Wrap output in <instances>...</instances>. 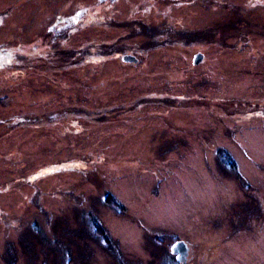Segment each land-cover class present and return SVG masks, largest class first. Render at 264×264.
<instances>
[{
    "label": "rangeland",
    "instance_id": "rangeland-1",
    "mask_svg": "<svg viewBox=\"0 0 264 264\" xmlns=\"http://www.w3.org/2000/svg\"><path fill=\"white\" fill-rule=\"evenodd\" d=\"M2 46L0 264H264V0H0Z\"/></svg>",
    "mask_w": 264,
    "mask_h": 264
},
{
    "label": "trees",
    "instance_id": "trees-1",
    "mask_svg": "<svg viewBox=\"0 0 264 264\" xmlns=\"http://www.w3.org/2000/svg\"><path fill=\"white\" fill-rule=\"evenodd\" d=\"M72 23H71V26H73V21H71ZM68 27H70V23H69V26ZM49 29H48V34H49V38H47L48 39V41L46 42L47 43V45L50 47V48H47V49H45V52L46 53H49V54H52V55H55L56 56V54H58V52H60L61 51V49L59 48L58 49V47L61 45L62 46V48L64 47V44H65V38H64V36L66 37V35L68 36V34H69V31H71L72 30V27H70L71 29H68V30H66V29H63V30H65V31H63V32H60L58 29L56 30V29H54V28H52V26H49L48 27ZM62 31V30H61ZM33 47H35V45H32ZM32 46L30 47V49L32 48ZM4 48L5 47H3L2 46V48L0 47V55L2 56V57H4L3 59L5 60L6 59V57H8L6 54L8 53V48L6 49L5 48V50H4ZM29 48V47H28ZM80 49H81V51H82V54L80 55V54H76V52H74L73 54L71 53L70 54V56L69 57H67V60L69 59V60H76V61H81V60H85V59H87V60H89V59H91V60H93V58L94 59H102L103 58V56H105L106 54L103 52V54H101L100 52H99V54H97V53H94V52H92V48L90 47V44H84V45H81L80 47H79ZM26 47H25V51H26ZM28 50V49H27ZM32 50V49H31ZM65 50V49H64ZM66 51V50H65ZM64 51H62V53H63ZM95 52H97V51H95ZM9 54V53H8ZM66 54H67V51H66ZM66 54H65V56H66ZM130 54H132V53H130ZM73 55V56H72ZM134 55V54H133ZM135 56V55H134ZM48 59H50V60H48V61H51V62H53V59L52 58H48ZM55 62V61H54ZM141 100V99H140ZM66 112V111H65ZM63 113V111H61V114ZM60 113H58V112H53V113H50V114H48V112L47 113H43V114H39V115H31V116H29V114H28V117L27 116H24V115H17V117H15V118H13V120H14V122L12 121L10 124H12V125H14L15 127L18 125V124H21V125H25V126H28V124H30V123H33L34 122V118H35V120H39V118H41V117H46V119H47V117L49 118V117H53L54 118V120H55V117L56 118H59V116L61 115ZM38 118V119H37ZM59 120V119H58ZM56 121V120H55ZM230 165H234V166H236V164L234 163V162H231L230 163ZM107 236V235H106ZM103 240H107L108 242H111V240H110V237H105L104 236V234H103Z\"/></svg>",
    "mask_w": 264,
    "mask_h": 264
},
{
    "label": "water",
    "instance_id": "water-1",
    "mask_svg": "<svg viewBox=\"0 0 264 264\" xmlns=\"http://www.w3.org/2000/svg\"><path fill=\"white\" fill-rule=\"evenodd\" d=\"M193 62L199 63L203 60V54L198 52L194 54ZM124 61H136L137 57H135L133 54L125 53V55L122 56ZM171 247V250L173 253H175V256L177 258V261H185V254L187 253L188 245L186 242L182 239H178V241H175Z\"/></svg>",
    "mask_w": 264,
    "mask_h": 264
},
{
    "label": "flooded vegetation",
    "instance_id": "flooded-vegetation-1",
    "mask_svg": "<svg viewBox=\"0 0 264 264\" xmlns=\"http://www.w3.org/2000/svg\"><path fill=\"white\" fill-rule=\"evenodd\" d=\"M70 15H71V14H70ZM67 21H68V20H67ZM71 21H72V19L70 20V27H71ZM50 26H52V28H54V29H56V30L58 29V27H57V28L55 27V24H54V23H53V24H50Z\"/></svg>",
    "mask_w": 264,
    "mask_h": 264
}]
</instances>
